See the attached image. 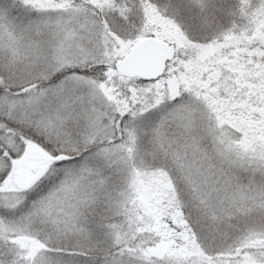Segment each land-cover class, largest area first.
<instances>
[{"label":"snow or ice","instance_id":"snow-or-ice-1","mask_svg":"<svg viewBox=\"0 0 264 264\" xmlns=\"http://www.w3.org/2000/svg\"><path fill=\"white\" fill-rule=\"evenodd\" d=\"M0 264H264V0H0Z\"/></svg>","mask_w":264,"mask_h":264}]
</instances>
